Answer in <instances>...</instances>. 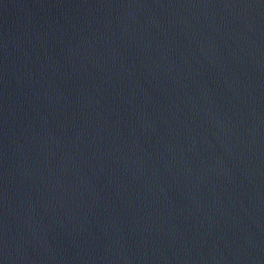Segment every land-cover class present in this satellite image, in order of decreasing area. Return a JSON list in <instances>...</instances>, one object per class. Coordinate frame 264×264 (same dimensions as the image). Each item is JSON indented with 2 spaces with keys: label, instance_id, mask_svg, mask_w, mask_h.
I'll return each mask as SVG.
<instances>
[{
  "label": "water",
  "instance_id": "95a60500",
  "mask_svg": "<svg viewBox=\"0 0 264 264\" xmlns=\"http://www.w3.org/2000/svg\"><path fill=\"white\" fill-rule=\"evenodd\" d=\"M0 264H264V0H0Z\"/></svg>",
  "mask_w": 264,
  "mask_h": 264
}]
</instances>
